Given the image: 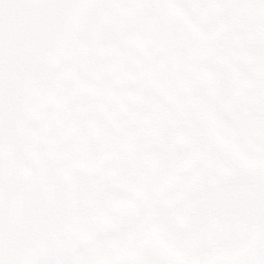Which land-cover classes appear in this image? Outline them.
Here are the masks:
<instances>
[{"label":"snow or ice","instance_id":"6c2138e0","mask_svg":"<svg viewBox=\"0 0 264 264\" xmlns=\"http://www.w3.org/2000/svg\"><path fill=\"white\" fill-rule=\"evenodd\" d=\"M0 264H264V0H0Z\"/></svg>","mask_w":264,"mask_h":264}]
</instances>
